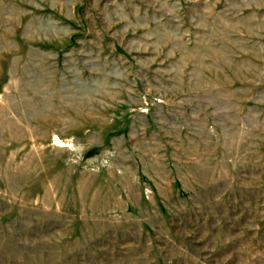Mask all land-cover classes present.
Segmentation results:
<instances>
[{
    "label": "rangeland",
    "instance_id": "374dc122",
    "mask_svg": "<svg viewBox=\"0 0 264 264\" xmlns=\"http://www.w3.org/2000/svg\"><path fill=\"white\" fill-rule=\"evenodd\" d=\"M0 264H264V0H0Z\"/></svg>",
    "mask_w": 264,
    "mask_h": 264
}]
</instances>
